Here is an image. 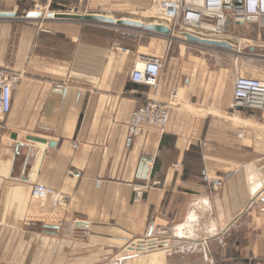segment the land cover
Segmentation results:
<instances>
[{
	"label": "crops",
	"instance_id": "1",
	"mask_svg": "<svg viewBox=\"0 0 264 264\" xmlns=\"http://www.w3.org/2000/svg\"><path fill=\"white\" fill-rule=\"evenodd\" d=\"M215 52L136 28L0 18V69L22 75L0 119V264H264V111L231 109ZM142 57L164 61L156 87L129 80ZM152 100L171 103L168 123L129 135ZM142 156L159 185L136 201ZM35 183L66 205L33 201ZM78 222L90 235H58ZM152 228L167 250L116 259Z\"/></svg>",
	"mask_w": 264,
	"mask_h": 264
},
{
	"label": "built area",
	"instance_id": "2",
	"mask_svg": "<svg viewBox=\"0 0 264 264\" xmlns=\"http://www.w3.org/2000/svg\"><path fill=\"white\" fill-rule=\"evenodd\" d=\"M150 4L151 15L155 24L164 25L170 30L168 36L173 40L176 36L182 38L188 33L199 38H216L228 33L229 26L247 25L257 23L264 19V0H147ZM42 8L36 6L34 12L43 16ZM47 14V13H46ZM41 21H43L41 19ZM212 40V39H210ZM124 53L126 48H120ZM164 61L159 58L142 57L133 65L129 80L134 84H142L147 87H156ZM22 75L14 71L0 69V119L8 116L12 107L13 93L16 90ZM65 85L58 84L56 91H62ZM175 93L171 98L175 97ZM171 103L148 101L146 104L134 110L128 123L129 135H137L143 125H154L164 128L169 120ZM258 109L264 111V81L237 75L233 80V92L231 109ZM238 138L242 133H237ZM76 144L72 147L76 148ZM176 169L181 164L175 165ZM153 164L149 157L142 156L136 171V179L141 181L134 185V200L142 199L144 192L151 186H158L159 182L152 180ZM204 183L212 189L221 188L223 181L210 176L206 170L201 172ZM96 182V186L100 185ZM30 196L39 204L50 203L52 209L62 208L66 205L67 197L44 185L35 183L31 188ZM264 213V209H263ZM77 227L83 223H75ZM158 229H150L142 238L135 240L136 244H130V252L143 253L152 250H167V239H160ZM137 248V250L133 251ZM132 250V251H131ZM200 264H217L204 261Z\"/></svg>",
	"mask_w": 264,
	"mask_h": 264
},
{
	"label": "rangeland",
	"instance_id": "3",
	"mask_svg": "<svg viewBox=\"0 0 264 264\" xmlns=\"http://www.w3.org/2000/svg\"><path fill=\"white\" fill-rule=\"evenodd\" d=\"M36 6L41 7V12L45 14L49 12L80 15L97 14L113 19H128L143 24H155V20L149 18L151 12L147 0H0V9L16 12L18 21L29 20L25 19V14L34 12ZM39 21L41 22V19ZM122 27L125 29L132 28ZM231 27L232 31L230 30L231 33L229 34L224 33L216 38H207L225 41L232 45L231 50L216 49L221 52L206 55L209 63L222 70L219 74V83L228 81L231 77L234 80L237 75L264 80V54L249 51L251 48H264V20L236 27L231 25ZM58 235L87 236L90 235V232L87 229L78 228L75 223H71L60 228ZM132 243L136 244V241L134 240ZM128 247L130 248V244L122 248V252H125V254L116 259L133 253L130 252ZM132 249H134L133 251L137 250V248ZM110 264H118V260L112 261Z\"/></svg>",
	"mask_w": 264,
	"mask_h": 264
},
{
	"label": "water",
	"instance_id": "4",
	"mask_svg": "<svg viewBox=\"0 0 264 264\" xmlns=\"http://www.w3.org/2000/svg\"><path fill=\"white\" fill-rule=\"evenodd\" d=\"M17 16L16 12H6V11H0V18L2 19H10L15 18ZM25 19H42L44 20H70V21H77V22H89V23H100V24H106V25H114V26H127L132 27L140 30H144L149 33H155L160 34L164 36L170 35V30L165 27L164 25L160 24H143L141 22L132 21L128 19H113L108 16L104 15H97V14H86V15H80V14H57L49 12L45 14L44 16L39 12H27L25 14ZM183 37L186 41L201 45V46H207L215 49H223V50H231L232 45L225 42V41H219V40H210V39H204L199 38L197 36L184 33ZM251 52H259L264 54V48H258L249 49ZM29 140L36 141V142H43L40 139H36L33 137H29Z\"/></svg>",
	"mask_w": 264,
	"mask_h": 264
}]
</instances>
